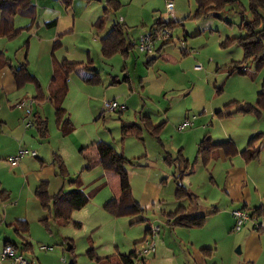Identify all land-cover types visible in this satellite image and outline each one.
Wrapping results in <instances>:
<instances>
[{"label": "rangeland", "instance_id": "1", "mask_svg": "<svg viewBox=\"0 0 264 264\" xmlns=\"http://www.w3.org/2000/svg\"><path fill=\"white\" fill-rule=\"evenodd\" d=\"M80 1L73 4L78 8L76 27H71L70 22L69 27L60 26L56 49L60 61H79L78 66H84L83 70L92 76L89 82L77 71L69 74L63 106L72 130L61 132L48 103L42 112L39 103L31 104L34 90L29 83L7 98L14 102L16 96L22 97L26 108L48 118L47 136L42 137L33 125L27 130L26 142L20 143L22 148L28 146L29 151L41 155V151L47 152L50 163L54 154L60 156L64 170L56 165V174L64 180L63 190L75 187L71 181L77 180L89 200L73 210L67 222L59 221L54 217L52 203L43 205L37 198L39 182L32 174L26 176L7 162L16 154L13 138L17 125L22 126L25 108L6 103L5 92L1 91L0 190L6 192L7 198H0V264H20L1 256L6 243L22 252L27 264H264V212L260 218L248 221L242 230H234L231 213L238 208L232 209L234 203H226L221 195L227 171L219 161L208 168L199 158L194 171L182 181L199 196L206 214L204 224L193 228L169 224V213L180 202L175 199L173 169L164 159L166 150L175 156L182 153L192 164L198 140L205 132L214 140L232 137L241 149L251 132L264 131V110L257 116L238 111L235 105L255 103L264 84V67L257 71L250 62L246 72H231L233 63L243 58L235 38L247 33L243 19L253 18L249 0H230L201 15L196 14V0H118L121 5L117 10L107 12L105 30L90 28L85 21L100 0ZM168 1L171 8L167 7ZM160 18L173 22L167 37L154 39L152 53L140 52V39L157 28ZM113 22L124 24L126 42L135 44L127 57L121 52L112 56L101 53L100 39ZM26 40L0 35V48H5L16 63L19 54L23 58L26 52L20 47ZM185 49L188 53H184ZM125 76L130 81L124 80ZM113 77L120 83L113 82ZM105 101L127 107L109 111ZM217 110H229L230 115H220ZM142 115L152 117L156 124L166 121L162 145L146 129L141 130V135L131 130L122 132L123 124H133V129L141 126ZM193 117L194 126L179 129ZM2 123L11 129H2ZM100 141L131 161L127 170L132 197L142 210L127 208L117 215L105 206L117 191V176L99 164L85 168L88 162L84 157V153L94 156L91 147ZM25 161L33 169L35 161L39 163L34 157H25L22 162ZM214 201L220 202L219 210L211 214ZM19 220L28 227L17 234L13 223ZM253 225H262V229ZM155 227L158 231L152 237L148 228ZM146 239L154 241V251H141ZM204 247L212 251L204 252V260H199L196 254Z\"/></svg>", "mask_w": 264, "mask_h": 264}, {"label": "trees", "instance_id": "2", "mask_svg": "<svg viewBox=\"0 0 264 264\" xmlns=\"http://www.w3.org/2000/svg\"><path fill=\"white\" fill-rule=\"evenodd\" d=\"M65 5H70L72 0H61ZM230 0H196L197 10L196 14L201 15L206 13L210 8H219L224 3ZM107 4L105 7L106 14L109 10L115 11L121 5L118 0H106ZM31 6V0H0V32L2 35L7 37H13L17 34L18 30L13 28V17L17 13H23L26 9ZM249 10L253 13V18L251 20L243 19V26L246 28L247 33L243 36L235 38L237 44L243 50V58L238 63H233L232 71L246 72L247 65L251 62L255 65L257 71L264 67V0H249ZM103 20L100 19L99 23ZM173 26V22H157L156 29H170ZM127 27L124 24H115L108 31L105 37L102 38L101 51L104 56H108L112 53L121 52L122 54L132 51L135 47L134 43L129 42L126 46L121 44L122 39L124 41V36ZM184 49V48H183ZM184 53H188L185 49ZM78 63H67L64 65V70L66 73L59 69H55L52 75L50 84L48 86V97L54 108V117L60 130L63 134L69 133L73 125L68 117L66 109L63 107V101L68 92L67 75L72 72ZM13 75L15 79L16 86L18 88L23 87L26 83L32 82L35 84L36 93L32 97L33 101L39 102L43 99L44 94L40 89V84L36 77L32 75L27 67L26 62H22L18 67L13 68ZM237 110L244 113H251L255 115H260L262 110H264V84L261 86V90L257 94V99L255 103H236ZM218 114L230 115V111L227 110L225 113L218 110ZM35 119H34V118ZM35 126L37 125L38 130L42 137H46L48 133V127L44 119L39 118L34 114L32 116ZM146 120L143 122L142 126L133 129V124H123L122 132L133 131L137 135H141V130L146 129L148 133L154 137L157 142L160 141V132L162 124L153 125L150 118L144 117ZM264 140V131H259L253 134L249 141L247 147L244 149L243 154L247 161L256 159L259 155L258 147L254 146L257 141ZM96 156H88L84 153V157L87 159L88 164L85 168H91L95 164H99L104 168V170L112 171L116 174L118 179V187L114 196L106 203V207L114 214L125 213L128 208H134L136 211L142 210L139 204L132 197L131 186L128 177L127 166L131 161L126 158L121 152H118L112 145L105 142H96ZM223 149L228 155L234 154L236 152L235 145L230 141L214 142L210 136L205 135L198 143L197 154L212 153L215 150ZM95 158V159H91ZM53 163L63 171L64 165L61 157L54 154ZM177 163V173L174 175L175 181V199L177 201H182L183 199L195 200V196L189 191L188 187L182 182V176L185 171H192L193 163L183 161L178 158ZM63 173V172H62ZM76 184L68 191L60 190L57 194L52 197L48 195L46 186L41 183L36 188V195L39 201L43 205H47L49 202L52 203V208L54 211V217L63 222H67L70 219V215L73 210H78L82 208L89 200V196L83 191L82 186L77 180L71 181ZM0 198L4 200L7 198V194L4 190H0ZM264 212V205L254 207L251 211V218L254 214L262 215ZM170 221L172 225H179L187 228L200 227L204 224L206 215H189L187 207L182 205L169 213ZM15 224V231H26L27 223L25 221H17ZM150 228H148L149 230ZM262 227H258L257 230H261ZM7 245V243L5 244ZM204 252H210L212 248H202ZM133 251L131 252V254ZM90 256H93L90 254ZM96 259H99L98 257ZM70 264H75L71 261Z\"/></svg>", "mask_w": 264, "mask_h": 264}, {"label": "crops", "instance_id": "3", "mask_svg": "<svg viewBox=\"0 0 264 264\" xmlns=\"http://www.w3.org/2000/svg\"><path fill=\"white\" fill-rule=\"evenodd\" d=\"M58 2L56 3H47L42 1V0H31V6L26 9L23 13H17L13 17V28L17 29L18 32L15 34L13 37H7L6 35H2L0 32L1 36L6 37L7 39L14 40L16 38H22V40L27 39L25 43L20 45L22 48V52L24 49H26V52L24 53L23 58H21V54H19V60L16 61V63H13V59L11 56L6 54L5 48H0V92L4 91V96L7 98L9 93L14 92L15 90H19L21 88H18L15 83L14 75H13V68L18 67L22 62L27 63V67L29 72L36 77L40 84V89L42 93L44 94L43 99L37 103H39L40 111L42 112L43 108L46 107V104L48 103L51 108L53 109V114H54V108L53 105L48 97V86L50 84L52 75L54 73L55 69H59L62 72L66 73L64 70V65L67 63H80L79 61H69L68 58H63L62 61H60L58 58V54H56V49L58 47L59 43V36L61 34L59 33V28L60 26L67 25L66 27H69L71 24V27L75 28L76 27V14L78 11V8L74 7V2L77 1L79 2L80 0H72L70 5H65L61 0H56ZM83 1V0H81ZM80 1V2H81ZM90 1V0H88ZM99 1V0H98ZM103 0H100L96 7L94 9V12H90L87 17L85 18V21L88 25L91 27H96L99 30H105L106 29V24L108 21V16L105 11L106 7V0H104L103 7L101 8ZM93 2V1H91ZM89 3V2H88ZM91 4V3H90ZM50 6V7H49ZM43 10H46L47 12L44 13ZM41 12V13H40ZM71 16V17H68ZM79 17L82 16V14L78 15ZM18 18V19H17ZM102 19L103 22L99 23V20ZM158 21L162 22H169L171 20H165L160 18ZM157 21V22H158ZM70 22V24H69ZM156 22V23H157ZM119 22H113L111 27L105 32V34L101 37L100 42H102V38L105 37V35L108 33V31L113 27V25L117 24ZM120 24V23H119ZM73 31V30H72ZM121 44L123 46L127 47V42L124 36V41L122 39ZM34 48V52L32 53V50ZM124 53L123 55L127 57L129 53ZM102 53V51H101ZM120 53V52H116ZM114 53L108 55L112 56ZM122 54V53H121ZM32 56V57H31ZM155 58H151L150 60H154ZM84 66H76V68L72 71H77L79 72L80 76L91 82L92 76L90 75L91 72L84 71ZM93 69V68H91ZM87 70V69H86ZM89 70V68H88ZM71 73V72H70ZM69 73V74H70ZM69 74L67 75V83H68V89H69V81H70V76ZM124 80H129L128 76L124 77ZM113 82L120 83V80L117 79V77H113ZM33 86L34 94L31 96L33 97L36 93V87L35 84L32 82H28ZM26 83V84H28ZM25 84V85H26ZM68 93V92H67ZM22 97L16 96L14 98V102H12L10 99H6V103L10 104L11 106H17V104L21 100ZM24 99V98H22ZM65 100V99H64ZM33 99H31V104ZM64 102V101H63ZM26 103V102H25ZM27 104V103H26ZM64 107V106H63ZM127 106L124 107L126 109ZM20 108H25L26 107H20ZM65 108V107H64ZM66 109V108H65ZM67 111V109H66ZM122 111V110H119ZM218 111V110H217ZM32 116L34 114L38 116L41 119H44L46 121L47 127H48V118L41 114L40 112H32ZM69 117V116H68ZM150 118L151 122L153 125H159L162 124L161 132H160V141L163 144L162 138H161V133L163 131L164 125L166 121H163L159 124L154 123L152 120V117L148 115H142L141 116V126L143 125V122L146 120V118ZM26 111L24 117H22L21 122L22 126L20 124L17 125V131H11L15 132V137L13 138L16 146L14 150H16V154L20 149L27 150L28 153L25 154L23 157H21L15 164H11L8 159L7 162L12 166V167H17L20 171H23L24 175H30L34 177V181L39 182L38 185L41 183H44L46 186V190L49 196H53L57 194L60 190H63V182L64 180L60 179L57 177L56 174V165L53 163V161L50 163L51 157L47 152L41 151L42 155L39 153H36L35 151H29L27 149L28 146L22 148L20 143L26 142L25 135L28 134V129L31 127H26L25 126V119H27ZM34 118V117H33ZM55 118V117H54ZM35 119V118H34ZM193 123L191 125L194 126V117ZM1 124V123H0ZM3 127L2 129H8L7 125L5 123H2ZM57 124V123H56ZM35 125V122H34ZM36 127L38 133L40 131L37 128V125L34 126ZM60 129V126H58ZM11 129V128H9ZM259 132V131H257ZM257 132H251V136ZM208 135L214 142H223L230 140L236 147V152L234 154H227L223 149H218L215 150L214 152L210 153H204V154H197L194 158L193 163V169L194 171V165L196 161L200 158V160L208 166V168H212V166L215 164V162H220L222 165L226 167L227 175L224 178L223 181V186L221 187V195L223 196L224 200L226 203L233 202L234 204L232 205V209L238 208V209H246L248 212L251 214V211L253 210L254 207L264 205V140L262 141H257L254 143L255 147H258L259 149V155L256 159L247 161L245 159V156L243 154L244 149L247 147L248 142L245 146H243L241 149L237 146L235 140L232 137L227 138L226 140H214L209 132H205L203 136L198 140H200L205 136ZM249 135V136H250ZM198 142V143H199ZM18 143V144H17ZM96 143V142H94ZM258 143V145H257ZM31 145V143H30ZM21 146V147H20ZM94 151V156H96V149L95 146L91 147ZM198 148V144H197ZM19 149V150H18ZM30 152H35V154H31ZM55 152V151H53ZM165 161L168 163V166L173 169L172 174L175 175L177 173V163L178 158H181L183 161L189 162V158L184 156L182 153L179 154L178 156H175L173 153L170 151L165 150ZM15 154V155H16ZM11 157V156H10ZM25 157H34L35 159L39 160V163L35 161L34 166L35 168H30L29 164L27 161L22 162V159ZM9 158V157H8ZM192 171H185L183 176H182V181L183 177ZM212 180V177H210ZM37 185V187H38ZM36 187V188H37ZM189 191L194 194L196 197L195 200H190V199H183L182 201H179L180 203L178 206L182 205L184 207H187L189 215H199V214H205L204 208L201 205V201L199 200V196L195 194L190 188L188 187ZM70 190V189H68ZM160 190V187L158 188ZM64 191H67L66 189ZM36 193V191H35ZM116 193V190L114 194ZM37 196V195H36ZM38 198V197H37ZM39 199V198H38ZM187 200V203L184 204L183 201ZM218 201L212 202L211 205H215L213 211H208V214H215L218 212V207L219 206ZM253 205V206H251ZM177 206V208H178ZM176 208V209H177ZM210 212V213H209ZM172 213V212H171ZM207 213V212H206ZM232 214V213H231ZM206 215V214H205ZM233 216V215H232ZM258 219L260 218V215L254 214L253 219ZM21 221V220H20ZM170 221V220H169ZM168 221V222H169ZM170 224V223H169ZM235 224V220H234ZM13 226L15 227V224L13 223ZM254 226V225H253ZM234 228V226H233ZM242 230V228L240 229ZM237 230V231H240ZM17 234H19L21 231H16ZM205 248V247H204ZM212 251V250H211ZM210 251V252H211ZM22 253V252H21ZM196 256L199 258V260H204L205 254L204 251L200 250L197 252Z\"/></svg>", "mask_w": 264, "mask_h": 264}, {"label": "built area", "instance_id": "4", "mask_svg": "<svg viewBox=\"0 0 264 264\" xmlns=\"http://www.w3.org/2000/svg\"><path fill=\"white\" fill-rule=\"evenodd\" d=\"M173 5L170 1L167 2V7L171 8ZM167 30L164 29H154V31H151L149 34L144 35L140 39V43L137 45V48L142 53H152L153 52V41L155 38L158 37H167ZM18 107H25L26 103L25 101H20L17 104ZM105 109L109 111L118 110L119 108H124L123 106H119V104L116 101H105L104 102ZM26 115L27 119H25V126L26 127H32L34 125V120L32 118L31 109L26 108ZM192 121H185L179 126V129L182 130L187 126L192 125ZM28 151L24 149H20L15 156L9 157L8 161L11 164H15L21 157H23L25 154H27ZM31 154H35V152H30ZM232 215L235 219L234 224V230H240L248 221H250L252 218L250 216V213L246 209H235L232 211ZM256 226L254 225V228ZM262 227V225L257 226ZM158 231V227L150 228L149 232L151 233V236L153 237L154 234ZM143 243L145 244V247L141 250L142 252H148V251H154L155 250V243L151 240H144ZM2 257H9L12 258L13 261L18 262L20 264H27V261L23 257V254L14 246L7 244L4 245L3 251L1 253Z\"/></svg>", "mask_w": 264, "mask_h": 264}]
</instances>
